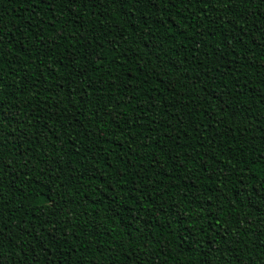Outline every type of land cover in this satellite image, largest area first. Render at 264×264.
I'll return each instance as SVG.
<instances>
[{
  "label": "trees",
  "instance_id": "1",
  "mask_svg": "<svg viewBox=\"0 0 264 264\" xmlns=\"http://www.w3.org/2000/svg\"><path fill=\"white\" fill-rule=\"evenodd\" d=\"M0 250L264 264V0H0Z\"/></svg>",
  "mask_w": 264,
  "mask_h": 264
},
{
  "label": "rangeland",
  "instance_id": "2",
  "mask_svg": "<svg viewBox=\"0 0 264 264\" xmlns=\"http://www.w3.org/2000/svg\"><path fill=\"white\" fill-rule=\"evenodd\" d=\"M56 201L52 200L50 203L43 206V211H46L51 205H53Z\"/></svg>",
  "mask_w": 264,
  "mask_h": 264
},
{
  "label": "snow or ice",
  "instance_id": "3",
  "mask_svg": "<svg viewBox=\"0 0 264 264\" xmlns=\"http://www.w3.org/2000/svg\"><path fill=\"white\" fill-rule=\"evenodd\" d=\"M0 264H6L2 250H0Z\"/></svg>",
  "mask_w": 264,
  "mask_h": 264
}]
</instances>
